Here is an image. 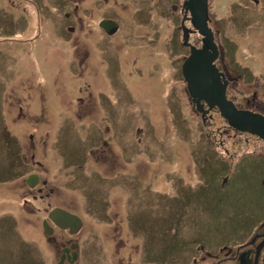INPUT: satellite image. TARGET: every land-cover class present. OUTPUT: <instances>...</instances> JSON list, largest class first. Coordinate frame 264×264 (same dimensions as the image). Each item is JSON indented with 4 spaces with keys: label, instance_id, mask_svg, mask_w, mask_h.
Instances as JSON below:
<instances>
[{
    "label": "rangeland",
    "instance_id": "1",
    "mask_svg": "<svg viewBox=\"0 0 264 264\" xmlns=\"http://www.w3.org/2000/svg\"><path fill=\"white\" fill-rule=\"evenodd\" d=\"M12 1L9 12L11 4L0 0V179L24 171L20 176L30 173L29 186L36 174L46 186L29 192L20 176L0 183V219L13 222L10 229L0 222V264H77L63 263L64 250L72 251L75 243L78 264H165L169 257L168 264H207V253L217 256L220 247L234 248L249 238L264 219L257 198L264 195V165L241 157L263 154L262 142L247 132L236 135L216 108L204 122L192 103L180 71L188 56L180 44L183 28H193L187 0H34L39 15L32 3ZM208 13L219 50L215 62L236 81L227 99L243 105L255 94L264 103V0H208ZM102 19L119 25L116 36L105 37ZM189 35L190 43L201 44L198 32ZM11 115H21L16 127L23 132L24 154L6 134L14 126ZM109 115L130 118L120 144L129 149V163L140 165L142 175L133 184V171L118 177L130 168L105 170L97 160L100 149L88 140L96 124L91 121L110 125ZM111 139L109 161L122 151L118 139ZM12 144L18 149L14 159ZM257 164L262 167L254 175ZM226 178L224 189L234 191L230 206L223 204L224 190L217 197L214 190ZM28 193L37 196L35 202L30 198V211L22 205ZM88 195L118 209L117 221L127 232L117 238L119 233L100 226L74 238L45 234L41 219L54 207L94 227L92 209L81 208ZM124 195L133 202L136 231L125 218ZM168 197V207L160 204ZM199 197L209 206L221 198L228 211L219 219L206 207V229L198 232L193 224ZM70 238L73 243L61 250Z\"/></svg>",
    "mask_w": 264,
    "mask_h": 264
},
{
    "label": "flooded vegetation",
    "instance_id": "2",
    "mask_svg": "<svg viewBox=\"0 0 264 264\" xmlns=\"http://www.w3.org/2000/svg\"><path fill=\"white\" fill-rule=\"evenodd\" d=\"M7 1L9 2V4H11L9 7V12H12L14 9L13 5L15 3L12 0H7ZM20 1L32 3V5L34 6V9H36V13L39 15L40 8L35 4L34 0H19L17 2V5L20 3ZM57 1H59V0H55L54 2H57ZM108 1L109 0H104L105 3H107ZM60 2H61V0L58 2V4H60ZM74 8H75V10L77 9L76 3H74ZM186 12H188V11H186ZM66 16H68V14H66ZM37 19H38V21H40V17L37 16ZM102 20H109V19H102ZM102 31L104 32L105 37H107V38H111V37H114L117 35V32H115L113 35H110L107 32H105L103 29H102ZM117 31H118V29H117ZM191 34L193 35L195 33H190V35L188 34L189 37L191 36ZM182 37H183V34H182ZM184 37H185V33H184ZM188 41L190 43V38L188 39ZM182 43L183 42L181 41L180 44L182 45V47L185 48L187 50V52L189 53V47L185 44H182ZM200 43L201 44H195V43L194 44L190 43V44L195 46L196 48H200L202 45V38L200 39ZM215 65L218 68L219 72L223 73L225 79H227V81H228V85L226 86V95H227L228 89L230 91L233 88V86L235 85V82H236L235 77L232 76L230 74V72L226 69H224L225 72L222 71V68H220L218 66L217 61L215 62ZM238 72H239L240 76L243 75L242 71H238ZM237 77L239 78V76H237ZM250 96H251V98L246 99L245 103L243 105L236 103L234 100H231V101L236 104V105L235 104L234 105L237 107L238 110L251 111L253 113H258V114L264 116V111L262 109L264 107L263 101H261V100L258 101L257 95H255V94H251ZM227 97H228V95H227ZM87 116L90 117V115H87ZM109 116H110V125H103V122H104L103 119H101V120L97 119V121H95V120L91 121V122L96 123V124L94 125L95 126L94 129L88 130V140H89L91 146H93V148L100 149V151L98 152L99 156H98L97 160H98V162L103 161L104 166H105V170H111L112 167H114V168L116 167L118 169H120L122 167L130 168L129 171H125V169H124L119 174L118 177L123 176L125 174V172L131 173L133 171V173L136 175V177L131 175L128 178V183L133 184L134 182L137 181L138 177H141V175H142L141 169L139 168L140 165L137 163L136 160H135L134 164L129 163L128 159L126 158V157L130 156V154H128V153H130L128 151L129 149L126 150V146L125 145L122 146V144H120V143H122L125 132L128 131L126 129V124L130 122V118L126 117V119H122V118H119L118 115H109ZM10 117H11V119H9V120L14 122V126L12 128V131L11 132L8 131V132H6V134L8 135L9 140L12 143H14L20 149V151L24 154L25 151L23 150V146L21 145L24 143V136L22 135L23 132L18 127H16V124H18L22 120L21 115H11ZM205 119L206 118H204V122H205ZM135 131L140 132L139 128H136ZM235 132H236V135L240 134V132H237V131H235ZM244 134L247 135V137L250 136L252 139H254L258 142H262V145H258V148H261L263 154L256 155L257 153H253V152L252 153H246L245 156H242L241 158L244 159L245 161H252L253 163L264 164V140L260 139L259 137L255 136V135L249 134V133H244ZM16 136L19 137L18 141L16 140ZM108 136H110V137L112 136L111 138L118 139L117 143H118V145L120 144L119 146L121 147L120 149L122 150V151H120V153H121L120 157L112 158L110 161L108 159L107 154H109L111 152L110 150L114 149L113 141H115V140L111 139ZM100 138H102V139H100ZM13 146H14L13 144L10 145V153H11L12 158L14 159L15 155L18 152V149L14 148ZM131 149H133V148H131ZM89 153L94 154V151L91 149V150H89ZM22 158L24 159L23 155H22ZM9 162L11 163V168H12L14 166V161L10 159ZM78 164L81 165V163H78ZM261 164H257L253 168L252 174L255 175V174L259 173V168L262 167ZM22 165L24 166V170L28 171V168H27L28 166L25 163ZM23 173H24V171H23ZM23 173L22 174L20 173V174L23 175ZM20 174L19 173L11 174V175L7 176L6 178L0 179V183L1 184H4V183L7 184L10 181L16 182L15 181L16 179H14V176H20ZM34 174H36V173H34ZM29 175H30V173H27V175L25 177L22 176L24 178L25 184L29 187V188L27 187L29 192L32 189H36V190L40 191L41 189H43V187L46 186V181H44V180L40 181L38 174H36L35 179H32V182L35 185L33 188H30L28 182L26 181V179L29 177ZM22 177H21V179H22ZM3 180H5V182H3ZM221 180L222 179H220V181L218 182V185H216V184L214 185V190H217V188H219L220 190L223 189L224 195L227 196V197H225L226 198L225 204L227 205L229 203V205H230L231 199L233 198L232 192H234V191L232 188H230L229 190L224 189V184L227 181L229 182L228 178L224 179L223 182H221ZM39 183H41V184H39ZM40 185H41V187H40ZM162 190H163V188H162ZM30 198L33 202H35L37 199V196H36V194H32V195H29V193L26 194V197L22 201V205H25L24 208L29 209L26 211H30L32 209V206H34V203L31 205ZM99 198L97 200H95L96 198L93 199V197L91 195H88L87 199H86V203L81 204V208L85 204L92 209L91 212H92V214L95 215L93 219H91L89 217V215H82V216L90 218L92 220V222H94V227H93V225H89L91 227L87 229L85 227L84 220L81 218V215L77 216V214L74 213L73 211L70 212L67 210L68 213L77 217L81 223V226L76 231V233L71 234L69 229H61V228L57 227L49 219L48 214L52 209L55 208L54 207V208L50 209V211L48 213H46V215H45V216H47L46 219L44 217L41 219L42 228H43V224L46 223L49 226V229L52 232V234H54L55 231L65 232V233L69 234L72 238H74V237L82 234L83 232H88V230L97 229L98 227L103 226V228H99V230L102 229V231H104V229H105L106 233H112V232L119 233L117 238H120L124 234V232H127V230H126L127 227H124L125 225H121L120 222L117 221V217H118V213H119L118 209L112 210L111 203L109 206H108V204L104 205L102 203L106 202V199H101V202H100ZM128 198H129L128 196L124 195V201L128 202V205H127L128 207L126 208V211H125V218H128L127 221L130 224V227L134 231H136V228H135V225H134L133 219H132L133 218V211L131 208V204L133 202L130 201ZM257 198L258 199L262 198L261 203H262V205H264V195L258 196ZM168 199H169V202L171 203L172 200L168 197V198H164V200L160 201L161 202L160 204H162V202H165L164 205H166L168 207ZM116 201L118 203V200H116ZM156 205H158V204H156ZM123 206H126V203H124ZM34 210H35V212L39 211V209H34ZM202 210H203V208H202ZM78 212H80V211H77V213ZM202 215L205 217L204 211H203ZM3 221H6L7 227L9 229L12 228L11 227L12 223H13L12 219L9 220V217L8 218L4 217L3 219H0V222H3ZM103 223H104V225H103ZM86 226L89 227L88 225H86ZM51 239L54 241L56 240V238L53 236H51ZM70 240H72V239L71 238L68 239V241L66 242L67 244L65 246H63V248L61 250L67 248V246H70L73 243V242H70ZM120 240H123V239L121 238ZM78 248H79V244L75 243L72 251L65 252L64 253L65 256L63 257V263L65 261H68L69 263L74 261L75 263L78 264L79 261H82L81 257H79V255H78ZM201 249L203 252H205L204 248H201ZM220 251H221L220 254L217 256L216 255L211 256L210 253H207L206 256H208L210 258V262H208L207 264H264V219L259 221L256 229L250 234L249 238H246L244 241L239 243L234 248L222 246V247H220ZM211 257H213L212 260H211ZM170 261H171V257L167 258L163 263L168 264ZM197 261H200V260L194 259L193 264H196Z\"/></svg>",
    "mask_w": 264,
    "mask_h": 264
},
{
    "label": "water",
    "instance_id": "3",
    "mask_svg": "<svg viewBox=\"0 0 264 264\" xmlns=\"http://www.w3.org/2000/svg\"><path fill=\"white\" fill-rule=\"evenodd\" d=\"M186 11L190 13L192 29L190 32H198L202 36L200 48L188 44L189 31L184 37L183 44L189 47V54L181 64V74L186 82V89L192 99V103L202 118L214 108L219 110L220 115L228 125L240 132H247L264 140V116L250 111L238 110L226 97L227 83L223 74L215 66V60L219 55L214 36L209 28L208 0H187L184 4ZM99 26L107 33H115L118 25L115 21L102 20ZM205 106L207 109H205ZM35 176L30 177V182ZM34 185L30 183V187ZM49 219L61 229H69L71 234L80 228V220L70 213L54 209L49 214ZM43 229L46 235H52L49 226L44 223ZM67 249L64 250V253Z\"/></svg>",
    "mask_w": 264,
    "mask_h": 264
},
{
    "label": "trees",
    "instance_id": "4",
    "mask_svg": "<svg viewBox=\"0 0 264 264\" xmlns=\"http://www.w3.org/2000/svg\"><path fill=\"white\" fill-rule=\"evenodd\" d=\"M101 28V27H100ZM119 29V28H118ZM264 165V164H263ZM227 190V189H226ZM221 191V190H220ZM218 193H221V192H219V188H217V190H215V196L217 195L218 196ZM216 196V197H217ZM225 197H227V196H225V195H223V197H221L223 200H224V206H230L229 205V203L226 205L225 204V200H226V198ZM221 198H219V199H217L216 201H215V203H214V205L213 206H209V205H207L200 197L198 198V200H197V203H198V205H199V209L197 210V216H198V219H197V221L195 222V224H193V227H195V229L199 232L200 230H204L205 231V229H206V225H205V223H206V217H204L202 214H203V211H204V213H205V208L207 207V210H209L210 212H213L214 214H217L218 216H219V219H220V217L226 212V211H228L227 209H224V207H221V205H220V203H219V200L221 199ZM200 200V201H199ZM201 202V203H200ZM201 204V205H200ZM202 208H203V210H202ZM223 209L225 210V211H223ZM219 219H218V221H217V227H218V225H219ZM248 223V222H247ZM216 227V228H217ZM215 228V229H216ZM36 260V259H35ZM38 264H42L43 262L42 261H40V262H37Z\"/></svg>",
    "mask_w": 264,
    "mask_h": 264
},
{
    "label": "clouds",
    "instance_id": "5",
    "mask_svg": "<svg viewBox=\"0 0 264 264\" xmlns=\"http://www.w3.org/2000/svg\"><path fill=\"white\" fill-rule=\"evenodd\" d=\"M101 22V21H100ZM189 54V53H188ZM185 59V58H184ZM184 61V60H183ZM180 71H181V67H180ZM181 76H182V74H181ZM206 107V106H205ZM211 111V110H210ZM207 115V114H206ZM206 115H205V117L204 118H206ZM204 118H202L203 120H204Z\"/></svg>",
    "mask_w": 264,
    "mask_h": 264
},
{
    "label": "bare ground",
    "instance_id": "6",
    "mask_svg": "<svg viewBox=\"0 0 264 264\" xmlns=\"http://www.w3.org/2000/svg\"><path fill=\"white\" fill-rule=\"evenodd\" d=\"M227 97V96H226ZM228 98V97H227Z\"/></svg>",
    "mask_w": 264,
    "mask_h": 264
}]
</instances>
